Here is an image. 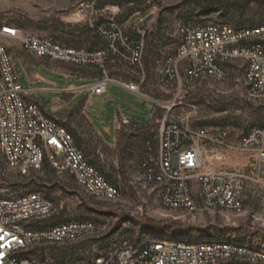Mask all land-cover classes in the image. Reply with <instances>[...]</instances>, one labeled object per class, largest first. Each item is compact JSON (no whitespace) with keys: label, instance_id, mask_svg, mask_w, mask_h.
Returning <instances> with one entry per match:
<instances>
[{"label":"built area","instance_id":"built-area-1","mask_svg":"<svg viewBox=\"0 0 264 264\" xmlns=\"http://www.w3.org/2000/svg\"><path fill=\"white\" fill-rule=\"evenodd\" d=\"M119 0H80L68 16L72 24L90 30L102 41L95 50L66 46L46 36L12 26H0V164L17 178L45 168L71 180L81 199L129 203L130 216L149 213L179 220L199 214H246L247 195L264 188V128L246 125L233 130L200 124L196 106L187 102L189 90H213L227 83L236 71L248 100L264 106V26L233 28L226 25L182 24L177 49L144 65L147 17L119 21L109 6ZM150 15V14H149ZM30 57L61 63L75 69H94L98 77L83 89L101 96L115 85L153 103L148 123L118 115L116 135L146 136L130 140L127 149L107 152L101 145L96 156L117 173L103 174L87 157L67 119L48 112L31 98L16 71L11 49ZM186 110L177 115L178 110ZM236 115V114H235ZM96 136L98 134L94 133ZM230 136H240L231 141ZM229 151L246 156L247 171L215 166ZM133 196V197H131ZM67 200L57 202L37 191L13 196L0 186V264H56L47 256L50 246L89 243L98 227L91 221L52 224ZM91 254L68 264H264V249L249 240L209 234L197 241L136 235L133 241L97 240Z\"/></svg>","mask_w":264,"mask_h":264},{"label":"rangeland","instance_id":"rangeland-1","mask_svg":"<svg viewBox=\"0 0 264 264\" xmlns=\"http://www.w3.org/2000/svg\"><path fill=\"white\" fill-rule=\"evenodd\" d=\"M80 0H0V26H12L36 35L46 36L66 46L78 48L76 33L85 32L82 27L72 24L69 19L71 8ZM121 4L111 3L115 18L119 21H134L143 14L147 17V49L144 65L147 71L154 69L153 61L173 53L178 45V28L182 24L226 25L238 27L264 26V0H222L220 7L211 8L213 0H120ZM124 1V2H123ZM150 14V15H149ZM80 47L86 48L81 43ZM19 81L23 87L29 84L31 73L37 74L41 81L30 85L33 89H53L59 92L36 94L45 102L57 100L65 102L64 109L82 105L89 92L73 97L62 91L69 87L87 85L73 76L65 77L59 69L61 63H36L27 61L25 65L17 56H28L18 48L11 49ZM58 68V69H56ZM66 69L70 67L65 66ZM71 70V69H70ZM234 71L229 81L213 90L195 88L189 90L186 101L196 106V118L206 127L233 130L244 129L246 125L264 128V106L260 102L245 96L236 83ZM154 105L143 98L131 94L115 85H108L107 93L93 96L85 109L92 122L93 129L106 142L115 134L118 115L135 122L148 123ZM186 110H178L177 115H184ZM236 114V115H235ZM81 131L74 137L96 167L113 179L117 173L107 168L96 156L95 149L100 141L94 134L87 120L81 118ZM240 136H230L237 141ZM122 149V148H121ZM215 166L224 170L247 171L246 156L229 151L223 158H214ZM264 164H262V167ZM264 178V170L261 171ZM0 186L7 188L13 196L41 191L57 202L66 201L64 210L51 220L52 224L63 221H91L98 227L97 240L111 242L133 241L137 234L151 232L158 236L183 238L197 241L209 234L234 239H247L258 248L264 249V188H255L247 195L246 214L241 217L229 216L226 222L218 216L199 214L194 218H161L155 213L144 217H132L129 203L98 202L89 200L85 203L75 193L71 180L59 178L53 171L45 168L32 173L27 178H17L6 171L0 164ZM133 197V196H131ZM96 239L83 244H64L50 246L47 256L56 264H68L71 260H83L91 254V245Z\"/></svg>","mask_w":264,"mask_h":264},{"label":"crops","instance_id":"crops-1","mask_svg":"<svg viewBox=\"0 0 264 264\" xmlns=\"http://www.w3.org/2000/svg\"><path fill=\"white\" fill-rule=\"evenodd\" d=\"M77 27H80V26H77ZM76 34H77L76 35L77 36L76 41L80 42V45H81V43L86 44V48H82V47H80V45H78L79 49L95 50L102 45L101 43H99V45L96 42L94 43L91 35L89 36L87 34H82V33H76ZM90 48H93V49H90ZM13 57L15 58L16 55H13ZM17 57L20 58L23 65H25L27 61H32V62H36V63H46V64L52 63V62L47 61V60L36 59V58L30 57V56H25V57L24 56L23 57L17 56ZM65 66L66 65H64L63 69L62 68L59 69L65 77L73 76L76 79H78L79 81H85L88 83L87 85L80 86V88L87 87L89 84H91L98 77V74L94 69H75V68L70 67V69H71L70 70V69H66ZM56 69H58V68H56ZM39 81H41V78L37 74L31 73L30 78H29V83H28L29 85L27 87H24L25 89L31 91V98L33 100L39 101L45 107V109L48 112L54 113L56 116H58L60 118H66L67 119V126L73 134H75V133L79 134V132L81 131V127H80L81 123L79 121L81 118L87 120V123L91 126V129L93 130V132L98 134L93 129L92 122L85 112V109L87 108V105H88L90 99L96 95L91 94V92L87 89H83V90H86L89 92V96L87 97L85 102L82 105H76V106H72L70 108L64 109V104H65L64 101L61 103H58L57 100L45 102L43 100H40L38 97H36V94H40V93L59 92L58 90H53L50 88L49 89H33L30 87V85H32L36 82H39ZM70 88H78V87L69 86V87L65 88L62 92L65 93V91L70 89ZM83 90L81 92H79L78 94H75V95L68 94V95L75 97V96L79 95L80 93H82ZM65 94H67V93H65ZM116 130H117V128H115V134H114V136H111V141L109 143L106 142L103 139V137L100 136L99 134H98L99 136H96L97 139L100 141V145L103 147V149L109 153L112 152V149H119L121 147H122L123 151H125V149H127V146L126 147L124 146L125 140H127V139L125 138L124 140H121L119 138V136H115ZM135 137H137V139L139 141H141L146 136H129L128 142H130V140L135 138Z\"/></svg>","mask_w":264,"mask_h":264},{"label":"trees","instance_id":"trees-1","mask_svg":"<svg viewBox=\"0 0 264 264\" xmlns=\"http://www.w3.org/2000/svg\"><path fill=\"white\" fill-rule=\"evenodd\" d=\"M222 0H213V2H212V5H211V8H218V7H220V2H221ZM124 2V1H123ZM117 4H121L122 3V1H118V2H116ZM85 29V32H83V33H85V34H87V35H91V37L93 38V42L95 43H97L98 45H99V43H101L102 44V41L98 38V37H96V36H94L91 32H90V30H88V29H86V28H84ZM97 45V46H98ZM90 49H93V48H90ZM128 138L129 137H126V139L127 140H125V144H124V146L126 147V146H128L129 144H130V142H128ZM142 141V140H141ZM141 141H139V142H141Z\"/></svg>","mask_w":264,"mask_h":264}]
</instances>
